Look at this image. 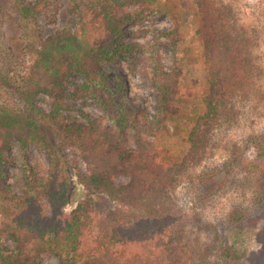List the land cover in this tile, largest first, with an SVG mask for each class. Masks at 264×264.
I'll return each mask as SVG.
<instances>
[{"label": "trees", "instance_id": "trees-1", "mask_svg": "<svg viewBox=\"0 0 264 264\" xmlns=\"http://www.w3.org/2000/svg\"><path fill=\"white\" fill-rule=\"evenodd\" d=\"M21 1L17 0L18 11L24 20L39 18L37 7ZM78 1L71 11L75 33L45 41L34 63L17 78L11 77L10 68L7 74L0 69V171L9 162L5 151L13 138L24 149L31 144L43 147L50 160L47 179L36 168L25 166L22 196L9 201L14 209L0 190V264H40L46 254L57 256L60 264H241L220 231L225 221L223 225L206 222V236L198 235L193 246L185 242L187 229L179 223L175 226L170 198L182 176L207 155L217 129L248 127L244 136L229 138L223 166L209 171L201 183L211 193L238 184L245 201L229 209L227 225L250 223L264 232V66L258 62L264 41V0L250 11L257 16L256 23L247 15L246 0H195L210 93L204 99V113L187 135V151L169 158L149 139L154 122L146 110L141 112V123L137 109L112 103L107 109L116 118V132L63 114L72 108L65 101L69 76L79 73L86 89H102L106 77L102 64L110 55L106 40L120 38L127 22L146 18V10L159 0ZM130 4L142 9L126 15ZM153 68L159 120L175 109L176 82L171 74L165 75L158 60ZM42 92L53 96L50 113L35 103ZM17 102L20 109L15 108ZM129 130L135 151L128 148ZM72 147L86 157L94 190L129 209L115 208L103 217L88 203H80L66 213L72 185L63 150ZM119 174L130 175L132 182L118 186L113 177ZM221 176L230 180L222 181ZM44 199L51 204V216L44 214ZM169 218L174 222L167 230L163 225ZM6 238L16 243L10 254H5Z\"/></svg>", "mask_w": 264, "mask_h": 264}, {"label": "rangeland", "instance_id": "rangeland-1", "mask_svg": "<svg viewBox=\"0 0 264 264\" xmlns=\"http://www.w3.org/2000/svg\"><path fill=\"white\" fill-rule=\"evenodd\" d=\"M22 2L27 6L37 7L41 12L39 18L26 21L18 11L17 0H0V69L5 68L7 74L9 71L6 69L10 68L13 79L21 72L25 73L24 69L34 63L35 58L39 56L38 51L43 50V43L49 38L76 32L71 11L78 0H23L20 4ZM258 3V0L245 2V10L248 11L249 18L253 19L252 22H255L257 16H253L250 11L253 12ZM140 9L141 5L130 4L126 6L124 13L127 15ZM146 15V18L127 22L120 38L106 40L110 55L102 64L106 75L101 82L102 89H86L79 73L73 72L69 76L65 101L72 105V108L63 114L80 122H98L107 131L116 132V118L107 109L112 103L124 102L129 109H137L136 118L141 123V112L146 110L150 121L154 122V134H151L149 139L160 150L166 151L168 158L175 157L187 151V135L195 119L204 113V99L210 93V80L204 63V46L197 34L199 13L195 0H159L152 8L146 10ZM261 48V59L259 57L258 62L262 67L264 41ZM156 60L160 62L165 75H172L177 92L174 111L164 113L159 120L156 119L159 111L158 96L153 83V63ZM165 75L161 77L163 81L167 80ZM12 101L14 102L11 100V103ZM35 103L50 113L53 96L39 93ZM15 108L20 109L21 105L17 102ZM258 128L259 124H255L253 130L257 131ZM245 129L248 127L230 129L227 125L217 129L207 155L182 176L175 190L171 192L170 214L174 213L177 217L175 226L179 223L187 229L185 242L188 241L190 246L194 245V239L198 235L206 236V222L223 225L225 221L224 225L220 226V231L227 244L241 259V264H264V232L249 226L250 223L242 227L226 223L225 217L229 209L240 206L245 201L239 185L220 187L217 192L211 193L201 183V178L208 177L209 171L222 167L226 161L224 144L232 136H244ZM126 133L128 140L131 131ZM128 148L132 151L137 149L136 142L131 138L128 140ZM63 154L66 158V174L72 185L71 201L65 210L67 214L72 213L80 203H88L103 217L115 208L129 209L94 190L89 179L90 165L82 151L73 147L65 148ZM5 156L9 162L0 171V190L8 196L5 203L14 209L15 206L9 201L11 197L22 196L25 166L36 168L38 174L47 179L49 154L37 144H31L24 149L20 142L13 138ZM224 178L221 176L222 181L230 180V177ZM113 179L121 187L132 182V177L127 174L116 175ZM43 204L44 214L51 216L50 202L44 199ZM172 221L171 218L165 219L163 228L171 229V223L174 222ZM175 231L173 229L171 233L176 234ZM5 244V254L17 249L13 239L6 238ZM40 264H60V259L55 255L46 254L41 258Z\"/></svg>", "mask_w": 264, "mask_h": 264}]
</instances>
